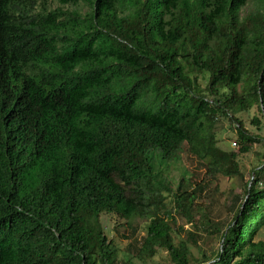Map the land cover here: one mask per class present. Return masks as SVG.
<instances>
[{
    "label": "trees",
    "instance_id": "16d2710c",
    "mask_svg": "<svg viewBox=\"0 0 264 264\" xmlns=\"http://www.w3.org/2000/svg\"><path fill=\"white\" fill-rule=\"evenodd\" d=\"M48 1L0 0V264H118L103 211L144 218L139 250L189 264L158 167L185 143L211 174L242 175L213 126L228 117L240 153L256 141L235 113L264 117V0L244 17L252 0ZM262 156L229 223L197 210L221 239L201 264H264ZM187 186L170 203L192 225L202 187Z\"/></svg>",
    "mask_w": 264,
    "mask_h": 264
},
{
    "label": "rangeland",
    "instance_id": "374dc122",
    "mask_svg": "<svg viewBox=\"0 0 264 264\" xmlns=\"http://www.w3.org/2000/svg\"><path fill=\"white\" fill-rule=\"evenodd\" d=\"M51 8L60 6L57 0H49ZM62 6V5H61ZM63 8L73 9L76 6L64 5ZM259 7L257 0L249 1L245 7L241 9L239 15L246 16ZM79 10L84 12L87 6L79 5ZM202 89L205 84L203 80H198ZM242 84H238L236 89L241 92ZM206 94V91L203 90ZM206 96L210 99L211 96ZM243 124V128L251 136L256 138L250 147V150L245 153H240V144L238 142V134L228 117L218 115L215 120L213 131L216 137V144L219 148L227 151H232L237 154V162L241 176L232 175L226 176L222 174H211L206 171L203 162H200L192 156L184 143L176 161H169L167 165L158 167L160 169L159 176L165 177L164 186L161 190L164 191V202L167 204V209H171V214L174 220L171 221L173 228V236L175 242L185 240L189 248L190 258L189 264H201L203 259L212 258L213 255L221 248V239L217 234L209 233L211 228L205 229L206 225H201L198 221L197 210L206 212V216L210 221L207 225L218 222L221 226L229 223L233 216L237 202L232 207V197L237 196L238 199L243 196L245 183L252 178V169L262 161V153L264 152V117L258 110V104L254 103L251 107L235 113ZM157 163H155L156 166ZM185 178L188 182L186 189H193L199 184L202 190L197 191L192 202V216L195 223L187 222L184 215L178 210L173 209L171 205V197L177 183L181 178ZM185 183V182H184ZM167 187L170 189H164ZM195 190V189H194ZM192 190V191H194ZM132 195H137L138 192H131ZM100 222L108 239L117 250L118 264L127 261V264H174L170 261L168 252L163 249H155L153 255H148L141 252L134 238L138 239L144 235V218L130 219L128 222L116 216L113 213L103 212L100 214ZM146 223V222H145ZM223 230L224 228L221 227ZM196 231L198 233V246L190 243L186 239L188 231ZM264 239V226L257 234L255 240ZM204 254V257L202 256Z\"/></svg>",
    "mask_w": 264,
    "mask_h": 264
},
{
    "label": "clouds",
    "instance_id": "9594fccd",
    "mask_svg": "<svg viewBox=\"0 0 264 264\" xmlns=\"http://www.w3.org/2000/svg\"><path fill=\"white\" fill-rule=\"evenodd\" d=\"M156 167V166H155ZM138 191V190H137ZM143 192L145 193V190L143 189ZM103 212H107V211H103ZM102 212V213H103ZM107 213H111V212H107ZM100 219V218H99ZM101 223V222H100ZM102 225V224H101ZM144 233H145V231H144ZM144 236V235H143ZM142 236V237H143ZM134 240H135V243L138 245V247L140 248L141 247V245H140V243H141V241H142V239H140V238H138V239H136V238H134ZM112 242V241H111ZM113 245V244H112ZM139 250V249H138ZM144 253H146V252H144Z\"/></svg>",
    "mask_w": 264,
    "mask_h": 264
}]
</instances>
